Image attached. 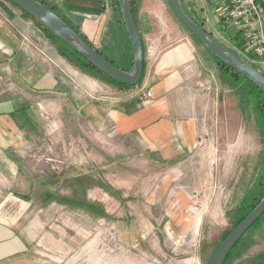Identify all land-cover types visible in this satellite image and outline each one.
<instances>
[{"label": "rangeland", "instance_id": "obj_1", "mask_svg": "<svg viewBox=\"0 0 264 264\" xmlns=\"http://www.w3.org/2000/svg\"><path fill=\"white\" fill-rule=\"evenodd\" d=\"M3 1L8 0H0V20L21 39L27 37L33 49L38 47L48 55L49 62L58 64L57 68L61 63L67 79L73 78L68 71L76 73L74 78L81 92L75 90L83 99L98 98L106 104L123 97L117 92L119 86L89 75L59 54L42 26L18 5L12 6L15 15L10 17ZM139 1L137 18L141 10H146L153 28L147 43L154 42L152 46L161 48L181 41L182 34L191 37L167 0L165 5H160V0ZM206 2L211 0H186L188 6L195 5L197 13H201L195 15L199 21ZM160 6L165 10L163 19L153 12ZM209 10L214 13L212 6ZM107 32L100 46L106 52L107 46L115 45V39ZM196 50L212 85L211 106L201 117V142L194 156L182 171L168 176L156 171L158 166L154 162L151 164L134 153V157L126 154L116 143L112 146L88 136L87 130L78 126L77 118L70 114L66 118L59 106L47 101L53 110L45 107L50 115L45 116L46 120L41 117V142L26 151L7 155L14 165L0 156L1 256L15 253V243L52 238L65 241L67 248L61 252V259L48 258L47 264H119L125 256L134 258L136 264L209 263L223 236L233 228L232 211L241 201L244 188L254 179L264 142L254 116L244 115L236 95L222 84L211 56L206 60L203 47L197 46ZM114 52L117 54L116 47ZM39 61L42 60L34 62ZM84 76L91 77L94 86L84 83ZM4 83L3 87L9 90L8 82ZM25 91L29 100H42L28 89ZM87 94L92 96L87 98ZM50 127L54 130L50 131ZM117 158L119 162L115 163ZM80 174L86 177L83 183L77 179ZM114 182L122 187L117 196L118 186ZM177 192L191 200L175 211L185 216L184 226L178 221L180 218L174 223L168 221L175 209L168 205L169 197ZM108 195L117 200L124 198L123 202L116 203ZM94 204L96 210L92 211L89 208ZM100 210H105V215ZM139 217L145 223L133 227L132 222L138 223ZM126 232L141 233L142 239L136 243L122 242L120 236ZM247 236L250 245L237 249L229 264H253L264 252V217ZM31 263L42 264L39 254ZM0 264L29 263L19 257Z\"/></svg>", "mask_w": 264, "mask_h": 264}, {"label": "crops", "instance_id": "obj_2", "mask_svg": "<svg viewBox=\"0 0 264 264\" xmlns=\"http://www.w3.org/2000/svg\"><path fill=\"white\" fill-rule=\"evenodd\" d=\"M44 1L59 10L64 18L75 25L97 48L103 43V37L109 30L111 21L117 20L113 0ZM184 1L181 4L191 15L194 17L196 14L201 15L197 13L195 5L190 3L188 6L186 0ZM1 3L6 11H10L8 12L10 17L15 15L12 7L15 3L9 0ZM162 4L164 0H160V5ZM145 11L141 10L139 19L136 20L145 41L146 51L142 82L132 87L120 86L117 92L123 97L108 101L106 104L98 98L83 99L79 93L81 92L78 88L79 83L74 78L77 77L76 73L68 71L73 78L67 79L61 63L59 69L56 67L58 64L49 62V59L34 62L32 55L22 48L21 37L0 20L1 157L7 159V155L13 151H26L28 147L41 142L44 129L41 117L50 115L46 114L45 107L53 110L47 103L50 101L51 104L59 106L60 111L66 113V118L69 114L71 118H77L78 126L82 130H87L88 136L93 135L95 140H103L112 146L116 143L117 148L124 150V153L131 156L134 153L151 164L154 162L158 166L155 170L159 173H168L167 176L175 171H182L201 142L203 127L201 117L209 111L213 89L206 67L204 73L193 38L182 34L184 36L181 41L161 48L157 45L152 46L154 42L151 44L146 42L151 38L153 28ZM164 11L163 6H160L153 12L156 17L163 19ZM5 81L8 82L9 90L8 87H3ZM82 81L94 86L91 77L84 76ZM25 89L37 98L41 96L42 100L40 102L29 100L28 91ZM148 90L152 92L153 97L150 102H145L144 94ZM86 96L90 98L92 95ZM49 129L54 130L51 127ZM118 162L119 158L115 160V163ZM114 183L118 186L116 188L117 186L113 184L117 189L115 190L117 196L118 189L122 187L121 183ZM108 198L112 197L108 195ZM169 198L171 200L168 205L175 209L171 210L172 214L168 221L174 223L180 218L178 221L183 223L185 216L183 215V218L176 214L179 211L176 213L175 211L189 205L190 198L181 192ZM123 199L112 198L116 203L123 202ZM139 223L145 222L139 217L138 223L134 221L132 226ZM130 230L133 231V228ZM120 239L122 242L136 243L140 242L142 234L126 232ZM63 242L65 241L52 238L21 241L15 243L17 246L14 247L15 253L0 255V263L20 257L21 260L33 264L31 259L35 260L39 254L42 264H47L48 258H62L61 252L67 248V244ZM36 248L37 250L33 251ZM66 253H63L65 258ZM135 261L134 258L125 256L119 264H136Z\"/></svg>", "mask_w": 264, "mask_h": 264}, {"label": "trees", "instance_id": "obj_3", "mask_svg": "<svg viewBox=\"0 0 264 264\" xmlns=\"http://www.w3.org/2000/svg\"><path fill=\"white\" fill-rule=\"evenodd\" d=\"M40 1L44 2L51 9L55 10L57 13H59L64 18V16L60 13V11L56 10L55 7L47 4L44 0H40ZM137 1L139 0H131V6L133 7L136 20H137V13H138V7L136 6ZM113 2H114L113 5L115 6L116 8L115 10L117 12V16H116L117 20L111 21L108 32L111 33V35L115 39V45L112 44V45L107 46L109 47L107 52L106 50H102L100 48H97V49L100 53H102L103 56H105L110 61H112L117 67H121L124 70L130 72L134 69L133 67L134 57H133V52H132L131 41H130V37L128 36L126 24L123 21V15H122L121 8L119 6V1L113 0ZM183 7L191 18L198 21L203 26V24L199 20H197L196 17H194V15H191L188 12L185 6ZM25 12L28 15L30 14L35 19L38 25L42 26L43 30L48 35L50 40H52L53 43L55 44L58 53L66 57L72 64L78 66L79 68H81L83 71H85L89 75H92L103 81L109 82L113 85H116L119 87L120 86L132 87L129 84L118 82L108 72H106L105 70L97 66L93 61H91L86 56H84L79 51H77L75 48H73L64 39L58 37L47 25L41 23L29 11H25ZM72 26H74L80 32V30L75 25H72ZM184 27L187 30V32L191 35V37L193 38L196 46H201L203 47V50L206 51V56L204 55L206 60H207L208 55L211 56L212 64H214V66H216L217 68L219 79H221L222 84L224 83L227 86H229L231 90L233 91V93L236 95V97L238 98V105L240 106V108H242L244 115H247L248 117L254 116L255 121L257 122V125L259 127L260 133L263 137V142H264V92L256 85L254 81L252 82L249 78H246L242 73L235 70L234 68H232L229 64L225 63L224 61L222 62L215 55H213L210 50H207L204 47V45L201 43V41L198 39L196 35L191 33L185 25ZM84 38L92 43V41L88 39L86 36H84ZM238 41H239L238 45L241 46V48H243V44H244L243 41L239 38H238ZM115 47L117 48V54H115L114 52ZM231 50L236 55L238 54V52H236L235 50L233 49ZM238 55L242 57L245 61L250 63L252 66H255L256 68H258V66L255 63L249 62V60L246 59L243 55H240V54ZM255 170H256V173L254 175L253 181L251 180L252 183L248 184L244 188L241 201L239 202L237 206H235V208L232 211L234 212V214L231 215V223H232L233 228L236 225H238L249 213H251L252 210L257 206V204L264 198V147L262 149L261 159L260 161H258V164L256 165ZM85 178L86 177L82 174H80L77 177V179L80 180L82 183L85 181ZM89 209H91L92 211L96 210V205L95 204L90 205ZM100 211H102L105 215V210H100ZM263 217H264V214H262L257 219V221L246 231L243 237L240 238L236 246L230 251L229 256L224 264H229L232 254L237 249L239 248L241 249L242 247L244 249L245 247L250 245L251 241L247 235L261 222ZM232 229H230L223 236L222 240L228 235V233ZM253 264H264V252L259 254V257L256 259V261Z\"/></svg>", "mask_w": 264, "mask_h": 264}, {"label": "water", "instance_id": "obj_4", "mask_svg": "<svg viewBox=\"0 0 264 264\" xmlns=\"http://www.w3.org/2000/svg\"><path fill=\"white\" fill-rule=\"evenodd\" d=\"M15 3L25 11H29L41 23L47 25L58 37L64 39L73 48L93 61L97 66L108 72L118 82L135 86L141 83L145 70V46L144 39L136 21L131 0H118L122 11L123 21L126 24L128 36L130 37L132 52L134 57V69L126 71L117 67L112 61L102 55L95 45L89 42L84 36L71 24H69L59 13L51 9L40 0H9ZM175 16L196 35L207 50H210L222 62L229 64L232 68L242 73L246 78L264 92V73L255 66L245 61L238 54L206 30L198 21L191 18L180 0H167ZM264 214V198L238 225H236L221 243L214 250L208 264H224L230 251L236 246L240 238L246 231Z\"/></svg>", "mask_w": 264, "mask_h": 264}, {"label": "built area", "instance_id": "obj_5", "mask_svg": "<svg viewBox=\"0 0 264 264\" xmlns=\"http://www.w3.org/2000/svg\"><path fill=\"white\" fill-rule=\"evenodd\" d=\"M213 7L214 13L210 12ZM203 27L228 48L243 55L264 73V0H211L201 10ZM243 41V48L238 45ZM22 48L32 59L50 60L38 47H32L27 37L22 39ZM144 101L150 102L151 91H146ZM197 210V207L195 208Z\"/></svg>", "mask_w": 264, "mask_h": 264}, {"label": "flooded vegetation", "instance_id": "obj_6", "mask_svg": "<svg viewBox=\"0 0 264 264\" xmlns=\"http://www.w3.org/2000/svg\"><path fill=\"white\" fill-rule=\"evenodd\" d=\"M214 253V252H213Z\"/></svg>", "mask_w": 264, "mask_h": 264}]
</instances>
